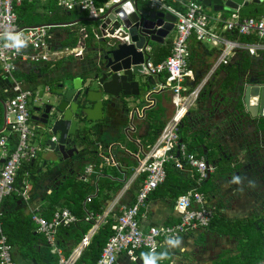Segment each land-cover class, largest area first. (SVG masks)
Wrapping results in <instances>:
<instances>
[{"label":"crops","instance_id":"1","mask_svg":"<svg viewBox=\"0 0 264 264\" xmlns=\"http://www.w3.org/2000/svg\"><path fill=\"white\" fill-rule=\"evenodd\" d=\"M139 4L148 9L145 4L141 2ZM204 11L213 19L209 23L211 28L226 39L244 43L239 37H232V34L222 31V24L219 21L229 20L232 15L228 14L225 18L218 19L219 15L216 16L206 9ZM38 12L49 13L43 10ZM79 13L67 12L65 20L61 23L81 22L83 19L78 18ZM251 13H253L252 10L246 9L238 12V15L240 18H246ZM63 14L65 11L60 10L58 16L61 17ZM64 29L66 28L54 30L55 41L59 46L65 41L76 40L77 43L78 33ZM96 31V26L90 32L87 31L88 38L84 41L85 53L82 58L67 57L56 62L37 65L20 64L15 72L16 80L23 86L39 90L41 94L48 96L63 82V77L76 72L92 71L93 61L97 62L99 59V46L103 44L102 41L95 39ZM174 35L173 29L162 44L153 45L150 51V59L153 62L158 57L163 60L170 54ZM188 48L190 53L188 66L193 72V78L187 80L186 84L190 88L200 86L201 92L197 104L189 110L180 126V139L190 152L203 158L209 166L213 167V172L206 180L198 184L194 170L186 166L182 170L166 168L165 182L140 208L138 221L144 230L151 226L177 223L179 214L174 208L177 198L194 190L204 195L206 207L214 211L215 219L220 222H214L211 228L182 235L179 238L180 244L176 247L169 246L167 241L163 240L156 253L151 254L142 249L136 252L135 262L121 255L115 264H144L143 254H147L150 259L155 257V264L157 262L159 264L225 262L244 264L242 256L244 247L248 245V239L252 240L250 245L264 244V117L252 118L244 108L238 105L242 98L243 86L258 82L256 72L259 70L260 61L250 56L252 65L244 71V60L236 55L227 65L217 66L219 48L208 43L197 42L191 37ZM166 51L169 52L167 56L164 55ZM151 78L156 83L154 87L156 94L153 96L156 100L154 108L146 111L143 118L133 119L129 136L135 144L121 136L122 142L127 144V151L138 161L129 158L119 148L113 146L121 139H111L107 134H103L106 130L103 123H99L101 126L97 128L96 133L101 134L102 140H106V145L102 149L82 144L80 148H85L83 152L61 162L58 161L57 155L46 151L40 152L37 161L34 160L33 164L29 162L33 166H31L32 172L31 169L25 170L24 174L18 176L25 177L21 183L16 182V188L19 191L24 190L27 200L15 194L6 198L1 220L7 241L12 248V259L16 264H56L55 256L50 252L37 226L31 221V215L35 212L49 219L57 209L69 210L70 202L75 196H70L72 189L66 188L68 184L72 182L82 184V188L79 189L83 192L79 201L80 213L79 216H75L78 222H82L81 227L89 226L85 233L93 223L87 221L88 214H92L95 220L101 219V227L115 221L122 205L128 206L133 203L139 180L128 185V178L138 162L142 160L143 152L154 144L160 130L175 109L173 94L159 87L163 83V77ZM205 79H207L206 82H204ZM9 81L0 74L2 102L6 99V90L10 87ZM0 109L1 132L4 128L2 104ZM118 126L120 130H123L128 126V120L121 121ZM12 137L16 139L14 135H9L7 143L9 150L14 148L11 144ZM110 146H113L111 150ZM97 151L99 153H96ZM2 160L0 157V167L3 164ZM123 162L129 163L128 167L130 166L124 175L118 172V166H116ZM89 165L94 166V172L84 175L83 171ZM38 170H40L39 173ZM28 177H33L34 180ZM234 177H240V183L233 182ZM87 198L91 200L87 202ZM233 225L239 226V229H231L230 226L234 227ZM243 227L245 229L241 231ZM66 228L58 229L56 241L61 252L68 256L79 241L70 236L69 234H73V231L68 234ZM162 254H166L165 258L159 259ZM255 264H264V258L259 259Z\"/></svg>","mask_w":264,"mask_h":264},{"label":"built area","instance_id":"2","mask_svg":"<svg viewBox=\"0 0 264 264\" xmlns=\"http://www.w3.org/2000/svg\"><path fill=\"white\" fill-rule=\"evenodd\" d=\"M54 1L59 10L65 12L85 13L87 18L96 21L106 19L101 17L114 5L122 0H0V74L10 80L6 90V99L2 102L5 113L4 128L0 132L1 158L0 167V264H16L12 259V248L2 228L4 200L12 195H18L24 200L26 193L15 186L18 171L25 163L37 160L40 147L33 145L35 133L31 121V109L43 104L47 94L22 85L15 78V72L20 64H46L63 58H82L85 53L84 41L88 38L87 30L77 23L68 25L40 24L21 25L18 23L15 8L23 3H46ZM151 11L169 13L175 18V35L171 43L170 54L160 62L150 59L151 49H146L149 55L142 64L143 72L148 77H163L160 89L169 90L175 98V109L170 119L160 130L154 144L143 152V158L132 170L128 185L139 180L135 199L131 205H122L119 215L111 224L112 235L103 247L95 264H115L121 255L130 261L137 260L136 252L146 250L154 254L158 251L161 241L180 238L182 235L198 230H205L210 225L214 211L206 207L204 195L190 190L179 196L175 202V210L179 221L173 225L151 226L143 229L138 221L139 210L145 205L149 196L165 182L166 166L182 170L185 166L194 170L197 183L206 180L213 167L190 152L180 139V126L189 110L193 108L200 96L201 87L190 88L186 81L193 78V72L188 66V41L193 37L197 42L208 43L219 48L218 65H227L238 52H246L249 56L261 58L264 54V15L260 17L240 18L238 12L231 14L229 20L219 21L222 31L234 33L236 37L254 36L256 42L242 43L226 39L209 25L210 18L198 3L192 0H138ZM178 5V6H177ZM69 28L78 33V41L73 47H61L55 41L54 30ZM95 39L106 42L117 40L128 42V36L121 37L126 29L120 25H96ZM19 34L26 46L17 50L6 34ZM207 79L204 80L206 82ZM14 135L16 142L12 150L7 149L8 137ZM94 172V166L89 165L83 171L84 175ZM91 198H87L89 202ZM87 221H92L91 228L82 235L78 244L65 256L58 247L56 235L59 228L68 227L78 222V218L66 208L55 210L49 219L37 213L31 215V221L45 239L50 252L55 256L56 264H77L83 251L89 246L93 236L100 228V220H95L88 214Z\"/></svg>","mask_w":264,"mask_h":264},{"label":"water","instance_id":"3","mask_svg":"<svg viewBox=\"0 0 264 264\" xmlns=\"http://www.w3.org/2000/svg\"><path fill=\"white\" fill-rule=\"evenodd\" d=\"M192 1L219 15L218 19L246 9L252 10L254 15H264V0ZM105 17L104 23L99 20L96 25H101L103 29L109 25H122L126 35L123 33L121 37L128 36L129 41L103 42L98 49L99 59L93 61V70L63 77L57 89L48 94V97H52V103L45 102L42 115H31L33 125L41 130L39 137L44 145L41 152L57 155L60 162L83 152L85 148H80L82 144L97 146L99 150L105 147L106 140L96 133L101 126L99 123H103L106 130L103 134L111 139L120 140L123 135L128 142L135 144L129 136L133 119L143 118L145 112L156 104L153 98L156 83L144 74L142 64L149 57L146 49L162 44L170 35L174 29V16L145 9L138 0H122L118 5L111 6L101 19ZM88 21L95 23L94 20ZM241 103L250 117H264V77L256 84L243 86ZM39 110L33 109L34 112ZM2 119L5 120L4 111ZM124 120H128V126L120 130L118 125ZM113 146L138 161L127 151V144L122 139ZM113 146H110V150ZM128 164H117L118 172L124 175L130 167Z\"/></svg>","mask_w":264,"mask_h":264},{"label":"trees","instance_id":"4","mask_svg":"<svg viewBox=\"0 0 264 264\" xmlns=\"http://www.w3.org/2000/svg\"><path fill=\"white\" fill-rule=\"evenodd\" d=\"M38 10H43L44 12L48 11L50 14L47 12H45L44 14H40L38 12ZM59 12H60V10L58 9V7L54 3V1L46 2V3H38V2L23 3L20 6L15 8V13L17 14L18 23L21 25H27V26L40 25L41 23H45V22L47 24H62L61 21L65 20V16H66L67 12H65V14H63L61 17L58 16ZM68 13H72V12H68ZM257 16L259 17L261 15H254L253 13H251L247 17H257ZM232 37H236V35L234 33H232ZM239 38L244 43H253L254 41H256V38L254 36H251V37L240 36ZM75 45H76V40H74L72 42H66L65 41V42H62L60 44L61 47H65V46L66 47H73ZM165 53L166 54H164V55H166V56L169 54L168 51H166ZM236 56L239 59L244 60L243 61L244 62L243 70L247 71L250 68V65H252L251 64L252 63L251 57L246 52H238L236 54ZM258 59L260 62L258 64L259 70H258V72H256V75H258L257 81H261V79L264 77V54L261 56V58H258ZM161 60L162 59L158 57V59L154 62H160ZM239 89H240V91L242 90L241 87ZM238 105L240 108H243L240 100L238 102ZM15 141H16V139L13 138V141L11 142L13 147L15 145ZM35 161H37V160H35ZM32 164H33V162H32ZM32 164L31 163H25L21 166V168L18 171L17 176H16L15 186H16V182H18V180H19L18 176H20L21 174H24L25 170L31 169L33 167ZM171 167H172V165L166 166V168H171ZM32 170L33 169H31V172H32ZM166 176H167V172H166ZM196 179H197V176H196ZM81 185L82 184L72 182L66 186V188L72 189L70 196L71 197L75 196L74 199H72V201L70 202L71 208L69 210L76 216H79V213H80L79 201L83 195V192L79 191V189L82 188ZM12 196H14V195H12ZM216 221L217 220L215 219V216H214L213 220L211 221L208 228H211V226L214 224V222L215 223L220 222V221H217V222ZM80 225H82V222H77V223L72 224L71 226L66 228V232H68V234H69V232L73 231V234L70 233L69 235L72 236L73 238L75 237L74 239L76 241L77 240L79 241L81 239L82 235L85 233V231L89 227V226H85L83 228ZM110 227H111V223L108 222L107 224H105L99 228L97 233L93 236L89 246L83 251L81 258L77 264H95L96 263L97 259L99 258L100 254H101L103 247L105 246L106 242L108 241V239L112 235V231H111ZM230 227H231V229H235V230L239 229V226H236V225L234 227H232V226H230ZM244 229H245V227H243V229L241 231H244ZM4 232H5V230H4ZM5 234H6V232H5ZM248 240H249L248 245H246L244 247L245 251L243 252L242 258L244 259V264H255L259 259L264 258V244L262 245V244L258 243V244H251L250 245L249 243L252 242V240L251 239H248ZM157 264H159V262H157ZM219 264H228V263L225 262V263H219ZM241 264H243V263H241Z\"/></svg>","mask_w":264,"mask_h":264},{"label":"rangeland","instance_id":"5","mask_svg":"<svg viewBox=\"0 0 264 264\" xmlns=\"http://www.w3.org/2000/svg\"><path fill=\"white\" fill-rule=\"evenodd\" d=\"M78 18L79 19H83L81 22H79V27L85 28L88 32H90V30H92L96 26V24L94 22L88 21L87 15H85L84 13H79V17ZM211 21H213V19ZM64 30L70 32L69 28H66ZM9 83H10V81H9ZM44 102L52 103V97L45 96L44 99H43V103ZM38 107H39V105L38 106L36 105L33 108H38ZM31 113H35V112L31 109ZM32 126L34 127V129H32V131L35 133V138L33 139V145L36 146L37 148L38 147L44 148V145L41 142L40 137H39L41 130H39V128L34 126L33 123H32ZM23 178L25 179L24 176L22 178H19L20 181H18V184L21 183V181H24ZM28 178L31 179V177H28ZM27 181H29V180L27 179Z\"/></svg>","mask_w":264,"mask_h":264},{"label":"clouds","instance_id":"6","mask_svg":"<svg viewBox=\"0 0 264 264\" xmlns=\"http://www.w3.org/2000/svg\"><path fill=\"white\" fill-rule=\"evenodd\" d=\"M7 39L10 40L12 42V47L16 48L17 50H19L20 48H23L26 46V42L20 38L19 34L13 35L11 33L6 34ZM240 177H234L233 178V182L235 183H240ZM168 245L171 247H176L180 244V240L179 238L174 239V240H168L167 241ZM144 255V264H155V260L156 258H149L147 254H143ZM166 254H162L159 259H164Z\"/></svg>","mask_w":264,"mask_h":264},{"label":"flooded vegetation","instance_id":"7","mask_svg":"<svg viewBox=\"0 0 264 264\" xmlns=\"http://www.w3.org/2000/svg\"><path fill=\"white\" fill-rule=\"evenodd\" d=\"M46 103L44 102L43 104H41L38 108L41 109L38 112L32 113V115H36V116H40L42 115V111H43V107Z\"/></svg>","mask_w":264,"mask_h":264}]
</instances>
